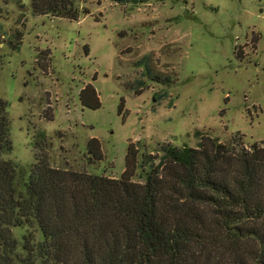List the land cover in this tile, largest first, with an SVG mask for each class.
<instances>
[{
    "label": "rangeland",
    "instance_id": "rangeland-1",
    "mask_svg": "<svg viewBox=\"0 0 264 264\" xmlns=\"http://www.w3.org/2000/svg\"><path fill=\"white\" fill-rule=\"evenodd\" d=\"M78 5L80 16L69 20L34 14L30 0H0V97L12 142L4 156L17 164L18 188L38 131L53 166L111 177L136 141L152 154L163 142L196 146L205 135L264 144V0ZM144 56L160 82L144 74ZM87 83L97 108L80 100ZM91 137L101 159L87 151ZM31 229L12 228L19 248Z\"/></svg>",
    "mask_w": 264,
    "mask_h": 264
},
{
    "label": "trees",
    "instance_id": "trees-1",
    "mask_svg": "<svg viewBox=\"0 0 264 264\" xmlns=\"http://www.w3.org/2000/svg\"><path fill=\"white\" fill-rule=\"evenodd\" d=\"M79 1L30 0V7L77 20ZM138 63L160 82L146 56ZM79 96L85 107L100 105L90 83ZM7 108L0 97V264H264V144L202 135L196 146L163 142L152 154L136 141L111 177L53 166L38 131L18 188L17 164L4 156L12 149ZM87 151L101 159L96 137ZM15 226L32 228L20 248Z\"/></svg>",
    "mask_w": 264,
    "mask_h": 264
}]
</instances>
